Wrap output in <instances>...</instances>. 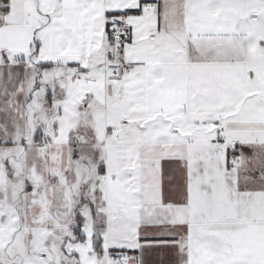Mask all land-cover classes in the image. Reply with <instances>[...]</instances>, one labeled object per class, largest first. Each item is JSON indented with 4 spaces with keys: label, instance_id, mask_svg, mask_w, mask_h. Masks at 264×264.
<instances>
[{
    "label": "snow or ice",
    "instance_id": "1",
    "mask_svg": "<svg viewBox=\"0 0 264 264\" xmlns=\"http://www.w3.org/2000/svg\"><path fill=\"white\" fill-rule=\"evenodd\" d=\"M0 264H264V0H0Z\"/></svg>",
    "mask_w": 264,
    "mask_h": 264
}]
</instances>
